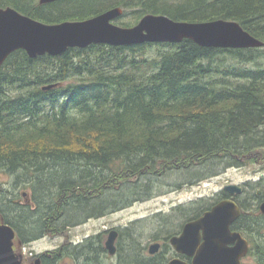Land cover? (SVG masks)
Here are the masks:
<instances>
[{
	"label": "trees",
	"instance_id": "obj_1",
	"mask_svg": "<svg viewBox=\"0 0 264 264\" xmlns=\"http://www.w3.org/2000/svg\"><path fill=\"white\" fill-rule=\"evenodd\" d=\"M7 7L49 25L85 21L116 7L133 12L136 24L149 14L177 22L235 21L264 42V0H0V8ZM263 164L264 48L208 49L184 40L92 45L37 59L18 50L0 69V174L33 192L31 202L22 196V203L0 191V221L15 230L17 254L21 245L46 236L73 244V223L102 217L134 198L150 199L158 181L174 177L192 186L231 168ZM260 193L251 203L264 200ZM225 197L222 192L213 204L180 206L175 218L156 221V231L170 239L175 220H196ZM249 219L251 227L263 228L260 219ZM125 233L121 263L164 264L144 260L137 240L127 247L135 236ZM86 244L102 246L104 240L94 236ZM51 254L57 261L73 254L79 264H100L90 249L86 256L45 252L42 264H54Z\"/></svg>",
	"mask_w": 264,
	"mask_h": 264
},
{
	"label": "water",
	"instance_id": "obj_2",
	"mask_svg": "<svg viewBox=\"0 0 264 264\" xmlns=\"http://www.w3.org/2000/svg\"><path fill=\"white\" fill-rule=\"evenodd\" d=\"M57 1L60 0H39V3L44 5ZM123 15L124 10L116 7L85 21L49 25L11 7L0 8V69L18 50H24L31 59H37L45 55L58 57L70 49H86L92 45L133 47L181 44L184 40L208 49L264 48V42L235 21L177 22L167 16L149 14L137 25L126 28L114 23ZM223 190L231 196L243 193V188L234 184L225 186ZM261 212L264 214V203ZM240 216L241 208L235 201L222 200L200 218L188 222L180 236L171 238V244L178 253L195 256L193 264H241L248 251V242L238 232L232 231ZM117 236V230H112L106 241L110 255L116 253ZM15 237L14 229L0 222V264H22L13 248ZM230 244L235 246L229 247ZM159 248V244L151 245L150 253H157ZM35 264H41L40 259ZM169 264L187 263L172 260Z\"/></svg>",
	"mask_w": 264,
	"mask_h": 264
},
{
	"label": "rangeland",
	"instance_id": "obj_3",
	"mask_svg": "<svg viewBox=\"0 0 264 264\" xmlns=\"http://www.w3.org/2000/svg\"><path fill=\"white\" fill-rule=\"evenodd\" d=\"M134 18L133 12L129 11L125 13L122 18L116 20L115 24H117V21L123 20L136 25ZM158 182L161 183L156 184V193H154L150 199L134 198L127 203V206L123 205L116 210H111L102 217L93 219L85 218L78 223L72 222L73 225L68 228L69 239L75 244H79L86 236H102L104 241H106L108 237L107 232L111 230H121L123 235L120 244H123L126 236L125 232L127 230H132L135 238L134 240L130 239L127 241V247L133 245L137 240L140 251L143 254V249L147 251L151 244L159 241L158 239H164L166 236V234L162 233L160 230L159 232L158 230L156 231V221L161 220V218H175L174 216L178 207H189L200 201H205L207 205L213 204L216 200L221 198L224 187L230 184L244 188V193L242 195L234 196V198L236 197L238 200L251 201L253 200L255 192H264V164L243 168H231L225 170L217 177L199 182L192 186L174 177H169ZM15 183L14 177L5 173L0 174V191L5 190L9 192L12 198H21L22 203L25 202L22 198L23 193H29L28 201H31L33 199V192L30 185L21 183L15 187ZM112 194L115 195V193ZM194 220L195 219L189 221L175 220L172 235L179 234L188 222ZM155 223L156 225L154 227L153 225ZM260 229H262L260 233L264 234V225L263 228L261 227ZM262 238L264 245V237L262 236ZM64 242L65 238L46 236L27 243L26 245H21V250L25 246L27 249L26 253L21 251L24 256L23 264H33L31 258L34 255H40L48 250H53ZM14 249H18L17 241ZM121 252L122 248H120L119 253ZM18 256H20V254H18ZM114 261H104L103 264H116V260ZM123 263L124 262H120L119 264ZM127 264H135V262L129 261Z\"/></svg>",
	"mask_w": 264,
	"mask_h": 264
},
{
	"label": "flooded vegetation",
	"instance_id": "obj_4",
	"mask_svg": "<svg viewBox=\"0 0 264 264\" xmlns=\"http://www.w3.org/2000/svg\"><path fill=\"white\" fill-rule=\"evenodd\" d=\"M243 193H244V188H243ZM227 195L229 197H225V200L234 198V196H231L228 193H227ZM240 201L242 204L246 203L248 206H250L247 209H245L243 206L241 208V206H240V208H241L240 218L242 216H246V219H244V221H242V224H241V227L239 228V230H236V229L234 230L233 226H232V231L238 232L242 236V238H244L248 242V251H247L246 255L241 259V264H264V255H263L264 245H262L263 244L262 243L263 242L262 236L264 237V234L260 233L262 231V229L253 228L249 225V220H250L249 218L260 219L261 223L264 222V214H262V212H261V205L264 203V200H259L255 203H251L252 200L251 201L250 200H240ZM26 202L30 203L28 200ZM257 208H258V210H257ZM254 210H256V212ZM117 232H118V236H117L116 243H115L116 253L114 255H110V253L108 252V250L106 248V241L107 240L104 241V245H102V246L87 245L86 242L90 241L92 239V237H94V236H86L82 240V242H80L79 244H75L72 241L73 244H70V245L61 244V245L57 246L55 249L48 250L46 252H51V251H55V250H62L65 254H68L71 251L78 250L81 252L84 251V255L86 256V254H85L86 250L90 249V250L94 251V253H95L94 257L95 258L97 257L98 263L103 264L104 261L105 262H108V261L112 262V261L116 260V264H119L121 262V253H119V252H120V248H122L121 247L122 244H120V241H122L123 233L121 230H117ZM182 232H183V230L179 234H174L171 237L180 236L182 234ZM109 233L110 232H107L108 236H109ZM107 239H108V237H107ZM158 240L159 241L153 243V244H159L160 245L159 251L157 253H155L153 255L150 253V246L153 244H151L148 247L147 251L145 249L142 250L143 254L142 253L141 254H142V257L144 260H149L151 258H161V260L164 264H169L172 260H180V261L187 263V264H193L195 256H188L185 254L178 253L173 248V246L171 244V238L170 239H158ZM202 242H203V240H202ZM234 246H235V244L229 245V247H234ZM96 249H98L99 251L96 252ZM147 252H148V254H147ZM44 253H42V254H44ZM40 256H41V254L35 255L33 258H31L32 263L35 264L36 261L38 259H40L41 264H42V259ZM59 256L60 257L65 256V257L61 261H57V260H55V258H56L55 255H53V254L49 255L50 263L54 262V264H79V262H77L76 260H73V258H75V255H73V254H71L69 256L61 254ZM48 264H49V262H48Z\"/></svg>",
	"mask_w": 264,
	"mask_h": 264
},
{
	"label": "bare ground",
	"instance_id": "obj_5",
	"mask_svg": "<svg viewBox=\"0 0 264 264\" xmlns=\"http://www.w3.org/2000/svg\"><path fill=\"white\" fill-rule=\"evenodd\" d=\"M172 238V237H171Z\"/></svg>",
	"mask_w": 264,
	"mask_h": 264
}]
</instances>
